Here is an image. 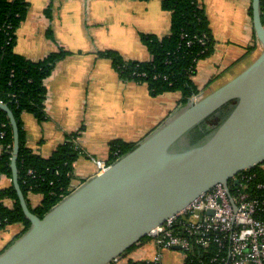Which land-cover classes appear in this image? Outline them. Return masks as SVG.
Masks as SVG:
<instances>
[{"label":"crops","instance_id":"obj_1","mask_svg":"<svg viewBox=\"0 0 264 264\" xmlns=\"http://www.w3.org/2000/svg\"><path fill=\"white\" fill-rule=\"evenodd\" d=\"M29 8L16 33L15 51L39 62L64 50L46 79V120L23 115L27 147L42 158L75 135L84 155L75 163L72 186L77 188L98 174L90 157L109 164L110 144L121 140L137 145L174 117L184 106L181 93L152 97L146 84L123 81L112 61L103 54L118 53L125 61L147 62L152 56L142 35H169L171 14L162 0H24ZM206 11L215 39L213 54L198 62L194 83L205 96L247 69L261 54L250 0H199ZM2 148L0 146V152ZM264 169V165H262ZM12 181L3 176L0 189ZM36 208L42 196L31 194ZM7 200L6 205L12 206ZM0 232V253L24 230L20 223ZM175 250L162 253L161 264H185ZM159 253L150 239L139 243L120 264L151 261Z\"/></svg>","mask_w":264,"mask_h":264},{"label":"water","instance_id":"obj_2","mask_svg":"<svg viewBox=\"0 0 264 264\" xmlns=\"http://www.w3.org/2000/svg\"><path fill=\"white\" fill-rule=\"evenodd\" d=\"M252 11L263 51L247 69L198 100L191 99L128 154L84 181L42 218L32 211L21 190L19 127L10 108L0 103L14 134L13 186L31 223L0 254V264H112L216 186L229 191L230 181L238 174L264 164L261 0H252ZM233 101L214 130L201 138L192 137L200 127L207 132V119Z\"/></svg>","mask_w":264,"mask_h":264},{"label":"trees","instance_id":"obj_3","mask_svg":"<svg viewBox=\"0 0 264 264\" xmlns=\"http://www.w3.org/2000/svg\"><path fill=\"white\" fill-rule=\"evenodd\" d=\"M250 1L252 3V0ZM162 4L171 14V30L169 35L162 38L142 35V42L152 56L150 61L127 62L114 51H107L103 55L112 61L123 81L146 84L152 97L165 93H181L183 96L181 104L187 106L191 98L199 94V89L193 80L197 64L213 54L215 39L205 8L199 0H162ZM261 7L264 24V0H261ZM28 8L29 5L24 0H0V101L10 108L19 127L20 149L17 169L21 190L28 203L31 194L42 196V201L36 208H32L29 203L32 211L42 218L75 190L72 186L74 168L81 156V149L75 143V135L59 146L49 158H42L27 147L23 115L32 114L39 122L46 120L45 81L56 64L67 55L66 51L60 50L42 61L33 62L16 53V33L27 16ZM251 15L253 16L252 8ZM232 104H235V101L218 112L228 111ZM220 121L216 115L207 119V132L201 137L214 130ZM0 146L2 148L0 181L3 176L12 181L14 134L8 115L2 109H0ZM135 146L121 140L111 142L109 164L128 154ZM242 174L256 176L251 189L257 183H264L262 165L244 171L238 176ZM232 183L233 180L229 184ZM7 200L13 201L11 207L6 205ZM17 223L22 224L24 230L6 248L23 235L31 225L21 208L12 182L9 188L0 189V232ZM136 246L118 259L121 260ZM126 264L151 263L130 260ZM185 264L202 263L199 257H191Z\"/></svg>","mask_w":264,"mask_h":264},{"label":"built area","instance_id":"obj_4","mask_svg":"<svg viewBox=\"0 0 264 264\" xmlns=\"http://www.w3.org/2000/svg\"><path fill=\"white\" fill-rule=\"evenodd\" d=\"M96 165L98 173L108 166L101 161ZM237 176L229 191L218 185L155 228L148 238L159 253L147 262L161 264L163 251L175 250L185 261L199 257L202 264H264V183L251 189L255 175Z\"/></svg>","mask_w":264,"mask_h":264},{"label":"flooded vegetation","instance_id":"obj_5","mask_svg":"<svg viewBox=\"0 0 264 264\" xmlns=\"http://www.w3.org/2000/svg\"><path fill=\"white\" fill-rule=\"evenodd\" d=\"M228 113V111L226 110V111H224V112H218L217 114H216V117L217 118H219L220 120L221 119H223L225 116H226V114ZM203 126V125H202ZM204 129V127H200V128H198V129H196L192 134V137L193 138H198L199 136L201 137V135H203V134H205V133H203V132H206L205 130H203V132H202V130L201 129ZM201 131V132H200ZM195 139H193L192 141H194Z\"/></svg>","mask_w":264,"mask_h":264},{"label":"rangeland","instance_id":"obj_6","mask_svg":"<svg viewBox=\"0 0 264 264\" xmlns=\"http://www.w3.org/2000/svg\"><path fill=\"white\" fill-rule=\"evenodd\" d=\"M80 152H81V156H80V157H85V156L87 157V155H84V153H85V152H84V148L81 149ZM85 154H86V153H85ZM89 159H90V161L93 162L95 165H96V162H98V160H99V159L94 158V157H90ZM9 229L13 232V230H14L15 228H13V227L11 228V227H10V228H7L5 231H7V230H9ZM2 232H3V231H2ZM177 253L182 254V253H180V252H177ZM182 256H183V255H182Z\"/></svg>","mask_w":264,"mask_h":264},{"label":"bare ground","instance_id":"obj_7","mask_svg":"<svg viewBox=\"0 0 264 264\" xmlns=\"http://www.w3.org/2000/svg\"><path fill=\"white\" fill-rule=\"evenodd\" d=\"M258 41V40H257Z\"/></svg>","mask_w":264,"mask_h":264}]
</instances>
